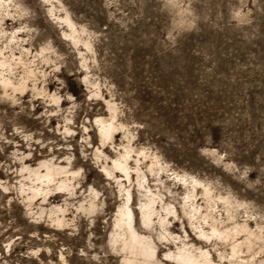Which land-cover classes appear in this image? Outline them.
I'll list each match as a JSON object with an SVG mask.
<instances>
[{"label": "rangeland", "instance_id": "1", "mask_svg": "<svg viewBox=\"0 0 264 264\" xmlns=\"http://www.w3.org/2000/svg\"><path fill=\"white\" fill-rule=\"evenodd\" d=\"M181 255L264 264V0H0V264Z\"/></svg>", "mask_w": 264, "mask_h": 264}, {"label": "bare ground", "instance_id": "2", "mask_svg": "<svg viewBox=\"0 0 264 264\" xmlns=\"http://www.w3.org/2000/svg\"><path fill=\"white\" fill-rule=\"evenodd\" d=\"M108 134H109V130H105L104 131V136H108ZM122 170H124V167L122 166V165H120V164H117ZM50 177V174H48V173H46L44 176H43V178H46V179H48ZM152 210L151 209H145L143 212H142V216H143V219H144V221L145 222H148L149 221V214H150V212H151ZM121 216L122 217H125V219H127V225H128V228H129V230H130V232H131V240H132V242H133V244H137L138 246H139V249H140V251H141V253L142 254H144V255H148V256H152V252L151 251H149V247L148 246H142V245H140V242H139V238L137 237V235L133 232V229H132V227H131V223H130V221H131V217H132V214H131V211H130V209H125V211H121ZM207 256V255H206ZM179 259L181 260V261H183L185 264H193V260L195 261V259H193V258H191L190 256H188V255H181V256H179ZM204 259V258H203ZM202 260V259H201ZM197 262V261H196ZM199 263V262H198ZM203 264H205V263H203Z\"/></svg>", "mask_w": 264, "mask_h": 264}]
</instances>
